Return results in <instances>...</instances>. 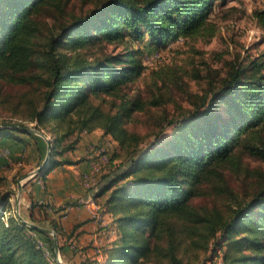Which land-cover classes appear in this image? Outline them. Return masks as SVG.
I'll return each mask as SVG.
<instances>
[{"label": "trees", "instance_id": "obj_1", "mask_svg": "<svg viewBox=\"0 0 264 264\" xmlns=\"http://www.w3.org/2000/svg\"><path fill=\"white\" fill-rule=\"evenodd\" d=\"M228 1L102 0L86 14L63 21L69 0H0V106L11 96L10 88H24L14 110L25 109L21 119L50 137L49 164L36 176L44 179L71 163L68 154L80 135L96 129L126 151L127 163L93 188V199L112 217L118 239L102 250L101 262L86 258L80 264H182L181 252L206 251L210 243L212 253L220 250L222 264H264V173L241 200L226 181L228 170L240 169V156L264 162V53L231 63L192 108L166 119L172 127L168 136L162 137L161 129L139 148L141 138L125 126L145 107L141 99L128 97L144 70L143 52L134 45L147 41L160 49L179 39L212 35L211 15ZM254 13L264 29V9ZM47 17L53 22L44 26ZM110 45L124 48L107 52ZM91 50L98 55L89 58ZM101 96L120 99L112 104L113 113L93 104ZM18 135L43 143L46 152L37 135L0 128L1 140L20 142ZM116 159L117 154L109 166ZM226 195L235 204L227 215L195 203ZM10 198L0 193V264H47L45 251L55 256L54 239L11 214L5 217ZM48 207L31 201V223H37L35 208L46 213ZM50 225L61 233L57 222ZM42 238L44 246L38 245Z\"/></svg>", "mask_w": 264, "mask_h": 264}, {"label": "rangeland", "instance_id": "obj_2", "mask_svg": "<svg viewBox=\"0 0 264 264\" xmlns=\"http://www.w3.org/2000/svg\"><path fill=\"white\" fill-rule=\"evenodd\" d=\"M101 1L69 0L62 11L65 14L60 18L63 21H69L72 16L86 14ZM262 9H264V0H231L226 5L217 7L211 15V20L215 24L212 35L203 33L189 39H179L169 42L160 49L151 46L147 41L134 45L135 48L138 47L143 52L144 70L130 87L128 97L135 96L141 99L145 102V107L144 110L135 112L125 126L129 132L137 134L141 138L142 142H139V148H143L152 142L155 139V134L161 129L163 130L161 136H168L172 127L167 124V120L192 108L199 101V97L205 93L210 82L213 81L217 84L218 80L226 75L231 63L238 61V59H251L264 53V29L258 26L254 13ZM52 22L53 19L47 17L44 26H49ZM123 48L122 45H118L116 48L110 45L106 47V50L107 52H120ZM93 54L98 55V51L87 52L89 58ZM156 54L158 57H155ZM24 91L25 89L21 87L9 89L7 94H11V96L4 105L0 106V128L4 125L3 122L7 121L22 122L24 125L34 128V123L25 122L21 119L25 109L14 110L13 107L18 96ZM119 102V98L114 99L110 96H101L99 99L93 100V104L100 105L103 112L110 110L112 113L115 111L112 104L117 105ZM97 132L94 141L90 139V142L84 143L82 146L78 147L77 145V151L69 155L83 157L87 153H84L86 150L94 155L98 160L97 167L100 168L99 174L92 178L94 186L97 185V181L101 180L102 176L112 174L127 163L126 151L118 142L111 135H103L100 131ZM44 135L50 139L48 134ZM38 137L43 140L42 137ZM82 148L84 149L82 150ZM42 154V157H45V151ZM116 154L119 159H116L109 166L110 158ZM4 160L0 159V164ZM43 160L44 158L38 160L35 166L27 165V169L18 164L0 167V193L6 192L11 196L9 200L10 209L5 213V217L11 214L18 218L20 215L26 221L32 222L25 215L23 189L27 186L29 179L35 175L34 171ZM239 167V170L226 172L227 185L237 200L244 199L245 194H251L254 190L259 175L264 173V162L244 154L242 157L240 156ZM18 183L21 184L20 192ZM195 201L207 212L218 211L222 215H227L228 207L235 205L227 195L220 197L205 196ZM35 218L38 216L35 215ZM38 223L35 224L52 229L47 223ZM41 240L38 241V245L44 246L46 240L44 241L43 238ZM211 244L206 251L186 250L181 252L182 264H207L214 255L217 258L221 257L220 250L212 253ZM45 255L47 264H59L56 254L53 256L47 249Z\"/></svg>", "mask_w": 264, "mask_h": 264}, {"label": "crops", "instance_id": "obj_3", "mask_svg": "<svg viewBox=\"0 0 264 264\" xmlns=\"http://www.w3.org/2000/svg\"><path fill=\"white\" fill-rule=\"evenodd\" d=\"M97 131L102 133L100 129L82 133L78 139V147L90 142V139L94 141ZM18 136L20 142L0 139V151H5L4 155H0V159H5L0 167L18 164L27 169V165L35 166L38 160L45 158L42 157L44 146L41 142L27 135ZM44 143L46 144L45 140ZM77 145L75 150L68 154L71 163L54 168L44 179L35 174L23 189V206L27 218H30L31 201L49 206L44 209L46 213H42V209L35 208L33 217L38 216L35 219L40 224L50 225V221H55L59 225L61 233L55 235L57 244L62 246L59 257L63 260H61L63 264H80L86 258L101 262L102 250L118 239L116 225L109 214L103 212L101 219H95L83 205V201L95 187L93 184L92 189H87L83 178L94 175L98 169V160L87 150L83 157L69 156L77 151ZM59 208L60 210L56 212Z\"/></svg>", "mask_w": 264, "mask_h": 264}, {"label": "water", "instance_id": "obj_4", "mask_svg": "<svg viewBox=\"0 0 264 264\" xmlns=\"http://www.w3.org/2000/svg\"><path fill=\"white\" fill-rule=\"evenodd\" d=\"M2 127H9V128H14V129H20L23 131H27V132H31L33 134H36L40 137H42L45 142H46V154H45V158L43 160V162L41 163V165L34 171V173H38L40 170H42L43 167H46L49 164V160H50V152H51V144H50V139L47 138L42 132L38 131L35 128L29 127L27 125L24 124H8V125H3ZM18 190L19 192L21 191V184L18 183ZM18 219L25 223L26 225L30 226L31 228L38 230L40 232L49 234L52 236V238L54 239V252L55 254L58 256V263L59 264H63L60 261V257H59V248H58V244H57V240H56V235H55V231L53 229H49V228H45V227H41L38 226L36 224L30 223L28 221H26L25 219H23L20 215H18Z\"/></svg>", "mask_w": 264, "mask_h": 264}, {"label": "built area", "instance_id": "obj_5", "mask_svg": "<svg viewBox=\"0 0 264 264\" xmlns=\"http://www.w3.org/2000/svg\"><path fill=\"white\" fill-rule=\"evenodd\" d=\"M155 57H158V55L156 54ZM4 154H5V151H2V152L0 151V155H4ZM83 183L87 189H92L93 184H94L92 179L90 178V176H84ZM93 194H94V191H91V193L88 195V197L85 199V201H83V205L86 206V208L88 209L89 213L91 214V216L93 218L99 220L102 217L103 210L94 201ZM39 245L41 246V244H39ZM212 264H222L220 256H219V258L214 257L212 260Z\"/></svg>", "mask_w": 264, "mask_h": 264}]
</instances>
